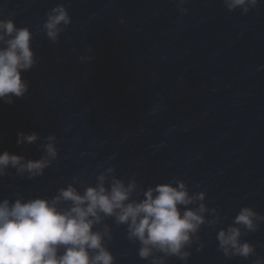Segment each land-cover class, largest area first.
<instances>
[{
    "label": "clouds",
    "instance_id": "1",
    "mask_svg": "<svg viewBox=\"0 0 264 264\" xmlns=\"http://www.w3.org/2000/svg\"><path fill=\"white\" fill-rule=\"evenodd\" d=\"M258 2L223 0L228 11L242 9L243 14ZM14 16V12H9L8 18H3L4 8L0 6V101L7 104L25 96L29 82L22 78V73L38 63L32 47V31L18 27ZM70 23L67 7L59 3L46 14L42 30L56 43ZM38 139L35 131L17 134V144H33ZM56 140L54 134L46 137L45 155L39 159H26L7 150L0 152V177L7 175L9 168L17 174L28 173L30 177L42 175L50 159L57 156ZM98 181L83 193L69 184L59 189L51 200H0V264H115L114 255L103 242L108 235L107 226L104 233L94 231L102 215L115 217L116 223L127 225V238L139 244V258L151 257L150 264H166L165 257H176L188 264L191 253L186 249L191 247L194 238L199 240L196 234L205 223L203 213L207 211L203 203L197 208L188 205L203 201L204 193L190 194L183 181H176L175 186L159 183L149 187L142 199H132L137 186L134 180L125 185L113 177L106 186V176L101 174ZM62 201L70 203V207H59ZM257 219L264 217L252 207L243 206L232 225L217 232L218 249L226 258L248 259L255 255V245L242 241L241 236L258 230ZM252 264H264V257H258Z\"/></svg>",
    "mask_w": 264,
    "mask_h": 264
},
{
    "label": "water",
    "instance_id": "2",
    "mask_svg": "<svg viewBox=\"0 0 264 264\" xmlns=\"http://www.w3.org/2000/svg\"><path fill=\"white\" fill-rule=\"evenodd\" d=\"M4 17H12L18 27H28L32 33V47L38 63L22 78L29 82V90L14 103L0 101V152L23 155L26 159H39L45 155L43 145L46 137H57V156L50 159L42 175L30 177L28 173L17 174L9 168L7 175L0 177V200L10 201L34 198L51 200L59 189L72 184L80 193L94 186L92 172L85 151L74 107L60 68L52 42L42 30L43 18L36 0H0ZM37 132L39 139L33 144H17L20 132ZM61 208L70 203L61 202ZM94 231L104 233L103 221L94 226ZM104 244L107 246L106 235Z\"/></svg>",
    "mask_w": 264,
    "mask_h": 264
}]
</instances>
